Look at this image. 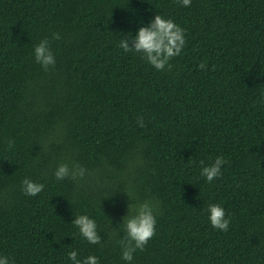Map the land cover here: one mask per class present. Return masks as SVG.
I'll return each instance as SVG.
<instances>
[{
    "label": "trees",
    "instance_id": "obj_1",
    "mask_svg": "<svg viewBox=\"0 0 264 264\" xmlns=\"http://www.w3.org/2000/svg\"><path fill=\"white\" fill-rule=\"evenodd\" d=\"M157 14L186 30L171 71L118 46ZM45 37L47 72L33 56ZM221 155L208 183L200 161ZM61 163L84 177L56 180ZM25 178L43 191L24 195ZM145 200L156 234L131 264H264V0H0V256L128 264L122 218ZM213 203L227 232L210 226Z\"/></svg>",
    "mask_w": 264,
    "mask_h": 264
},
{
    "label": "clouds",
    "instance_id": "obj_2",
    "mask_svg": "<svg viewBox=\"0 0 264 264\" xmlns=\"http://www.w3.org/2000/svg\"><path fill=\"white\" fill-rule=\"evenodd\" d=\"M181 6L188 7L191 5V0H177ZM186 30L176 24L173 20L167 19L159 14L155 15L152 20L145 26L137 29L135 35H127L119 42V48L125 53L137 54L145 63L152 66L157 71H171L173 65L170 61L178 57L186 45L185 39ZM52 40H60L59 33H52ZM33 56L44 71H49L55 67L56 58L50 47L48 37L42 39L34 46ZM200 69H207L206 63L198 65ZM139 123L143 126L142 118H139ZM14 141H8L9 147H12ZM227 161L221 156H217L210 163L200 161V175L205 178L208 183L219 178L221 168ZM86 169L78 164H73L71 167L67 163L59 164L53 172L56 180L62 181L65 179L77 181L85 175ZM22 192L26 196H36L44 189L42 183L34 182L25 178L21 182ZM129 206V205H128ZM208 213V221L210 226L216 230L227 232L230 224V219L226 218L225 210L219 204H209L205 209ZM77 229L78 234L83 237L89 244H101L102 239L98 232L97 223L94 219L87 215H78L71 222ZM156 215L150 201L136 205L134 215H126L122 218L124 237L117 241L121 247L122 260L131 264L135 252L143 251L155 234H156ZM68 258L73 261V264H99L98 257L89 255L83 260L77 259V252L71 251L68 253ZM0 264H12L7 256H0Z\"/></svg>",
    "mask_w": 264,
    "mask_h": 264
}]
</instances>
